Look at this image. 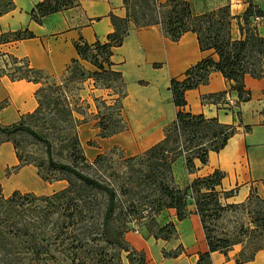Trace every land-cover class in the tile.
Wrapping results in <instances>:
<instances>
[{
	"label": "trees",
	"instance_id": "16d2710c",
	"mask_svg": "<svg viewBox=\"0 0 264 264\" xmlns=\"http://www.w3.org/2000/svg\"><path fill=\"white\" fill-rule=\"evenodd\" d=\"M123 2L126 18L109 16L113 32L104 42L76 41L74 48L78 58L70 62L60 77L54 78L27 65L24 76L10 75L12 80L35 84L39 83V78L44 81L35 92L36 109L15 124L0 125L5 142L13 145L18 161L15 169L31 165L43 182L65 181L67 186L50 196L37 197L15 191L5 197L0 185V264L46 263L55 259L52 248L62 257L59 264H120L122 255L129 264H145L143 253L132 249L124 240L128 224L142 220L153 223L156 215L168 209H174L177 220H183L188 198L194 201L209 248L208 253L199 255L197 264H207L213 252L226 256L237 245L241 250L235 263L244 264L264 248V199L252 193L241 204H223L222 199L232 196L233 192L219 189L223 179L220 171L192 180L185 189L175 184L172 172L175 160L183 156L186 170L192 173L194 159L205 165L209 152L218 153L235 135L234 126L183 112L181 108L186 105L185 92L207 84L211 72L220 73L230 84V90L237 95V105L249 101L244 77L264 78V38L252 25L253 16H262L261 11L250 2L241 17L231 16L228 6L196 14L185 0H167L163 5L157 0ZM134 2L140 4V10H135ZM77 3L78 0H43L34 5L30 17L41 24L44 17ZM14 9L12 0H0V16ZM234 19L238 20L240 32L237 40L230 34ZM128 22L136 27L159 25L172 42L191 32L196 36L199 49L212 50L217 61L203 59L187 69L182 79L170 81L169 91L177 112L175 119L165 127L163 139L136 156H119L120 169L108 172L113 153L99 154L90 163L79 142L77 128L88 122L87 117L93 113H89V104L78 93L88 80L93 81L95 88L113 90L114 99H93L98 136L108 138L125 129L121 114L122 75L115 69L111 57L127 35ZM33 37L27 30L16 31L2 34L0 44ZM82 62L91 65L94 71L86 70ZM19 70L16 68L15 72ZM225 95H216L215 101L224 102ZM49 131L56 134L53 139L48 136ZM17 135L27 136L34 147L43 151L44 159L37 162L21 155L18 143L12 141ZM53 140L62 145L61 159L54 158ZM234 209L247 211L248 225L240 224L222 237L213 235L211 222ZM156 230L155 239L169 240L175 236L173 223ZM243 238L247 239L244 246Z\"/></svg>",
	"mask_w": 264,
	"mask_h": 264
},
{
	"label": "crops",
	"instance_id": "0c3cea01",
	"mask_svg": "<svg viewBox=\"0 0 264 264\" xmlns=\"http://www.w3.org/2000/svg\"><path fill=\"white\" fill-rule=\"evenodd\" d=\"M15 9L0 16V36L2 34L27 30L33 38L17 42L0 44V70L7 63L4 56L25 62L34 70L58 78L77 54L74 43L82 39L88 44L104 42L113 32L109 16L125 19L127 11L123 0H78L77 5L61 12L50 14L35 23L30 11L43 0H12ZM167 0H157L159 5ZM196 14H203L228 6L231 16H242L248 2L261 11L263 17L255 23L258 34L264 38V0H185ZM231 38H240L238 20L231 22ZM3 55V57H2ZM217 61L212 50L201 51L195 34L187 32L177 42L170 41L159 25L136 27L128 22L127 35L121 46L113 51L111 61L122 75L124 96L121 99V114L125 129L108 138H100L96 125L88 122L79 126V142L93 140L97 153L108 148L119 147L124 156H136L164 137V129L174 119L177 109L172 103L169 83L172 79H182L187 69L203 59ZM86 70L94 71L88 63L82 62ZM244 89L250 99L237 105V95L230 90V84L218 72H211L208 82L197 89L184 94L186 105L183 112L203 115L206 119H216L219 123L234 126L236 133L218 153L209 152L207 163L201 165L193 160L195 169L189 173L184 167V175L177 177L174 164L183 158H177L172 166L175 184L188 188L192 180L205 177L214 171L223 174L219 189L232 191V196L222 199L223 204H241L254 193L264 199V78L254 79L246 75ZM90 87L91 92L106 93L107 90L95 88L88 80L79 91L81 99L89 106V113H95L93 99H105L81 94ZM38 84L26 80H12L0 72V125L9 126L19 122L23 115L32 113L36 107L35 92ZM226 93L236 107H227L222 101H215V96ZM224 101V100H223ZM82 147V145H81ZM11 146H0V169L5 166H17L18 161L11 152ZM7 153V158L4 155ZM97 155V156H98ZM184 166V165H183ZM32 166L19 169L16 180L27 176L34 179ZM37 175V173H36ZM27 185L12 183L15 191L27 189ZM186 217L177 220L174 209L163 210L154 217L153 227L167 223L175 226V236L169 240L155 239V232L145 226L127 232L124 240L137 252L144 255L145 264H197L199 255L208 253L199 215L192 198L186 202ZM239 246H234L226 256L219 252L209 255L207 264H236ZM163 252L169 253L165 256ZM172 254H176L173 256ZM171 255V256H170ZM120 264H129L124 258ZM244 264H264V248L258 251L254 259Z\"/></svg>",
	"mask_w": 264,
	"mask_h": 264
},
{
	"label": "rangeland",
	"instance_id": "374dc122",
	"mask_svg": "<svg viewBox=\"0 0 264 264\" xmlns=\"http://www.w3.org/2000/svg\"><path fill=\"white\" fill-rule=\"evenodd\" d=\"M135 10H140L138 3H135ZM260 19L262 20V16H259ZM252 25L255 27V23H252ZM256 28V27H255ZM4 69L0 70V72L2 74H6L7 76L10 77L13 76L14 78H18V77H22L24 76L26 70H25V62H22L21 65L19 66H15V65H9L6 63L4 64ZM24 65V66H23ZM16 68H19L20 70L15 72ZM52 81V80H50ZM42 83H44V81L42 79L39 78V83H38V88H40L42 85ZM108 97L106 96V93H101L99 91H93L91 92L90 87L86 88L83 92H81L82 96L84 98H86L88 96L89 100L91 101L92 98L91 96L97 97L99 98L100 96H103L106 100H111L116 98V95H114V91L113 90H107ZM80 93V92H79ZM78 93V94H79ZM95 99V98H94ZM95 113H93V115L88 116V123L89 125H96L97 123V119L96 117H94ZM25 116V115H23ZM81 119V117H79ZM39 127H47V126H41V124H37ZM81 126V125H80ZM52 131L47 132L48 136L51 137L53 139L54 136H56V134H51ZM70 133V132H69ZM72 133V131H71ZM77 133H78V139H79V127L77 128ZM15 141L16 143H18V151L21 155L25 156H29L30 158H32L35 161H40L44 159V153L42 150L34 147L31 144V140L24 135H17L15 137H12V141ZM53 155L55 159H61L62 156H60L61 154L64 155V151L61 148V144L58 143L57 140H53ZM81 142V141H80ZM4 143H8L11 146V153L13 155H15V151L13 149V145L10 142H5V137L3 135L0 134V146ZM82 145V149L84 152V155L86 157V159L88 160V162H93V160L97 157L98 153H97V145L95 144V142H93V140H89V141H82L81 143ZM112 152L113 154L111 155L112 158V163H111V168L108 169V172H111L113 169L119 168V161L118 158L119 156H124V153L122 152V150L119 147H114V148H108L105 151L99 153V154H106ZM141 154V153H140ZM16 156V155H15ZM125 158H127L126 156H124ZM183 158V165L182 162H180V160L176 161V163L174 164V169L176 172L177 177L184 175V167H185V159L183 156H180ZM178 157V158H180ZM7 158V153H5L4 155V159ZM31 166V165H29ZM16 166H8L5 165L0 169V185L2 186V190H3V195L5 197L10 196L13 192H14V188L12 187V183L19 182L21 183L23 186L27 185V189H24L23 191H20L21 194H32L35 195L37 197L39 196H50L55 192H58L62 189H64L67 186V183L65 181H59V182H52V183H46L43 182L37 175H36V169L33 167L32 171L34 173L32 178H29L28 176L22 180H16L15 177L19 174V169H15ZM108 167V166H107ZM186 169V168H185ZM19 192V191H18ZM248 215H247V211L244 209H234L233 211H228L225 212L221 215V218L217 221H213L211 222V227L214 229V234L218 237H222L224 234H229L232 233L235 229L238 228V226L240 224H244V225H248ZM147 227L149 229V231L151 232H156L157 230L153 227V223L149 220H142V221H137L134 222L132 221L131 223L128 224V228L129 231L128 232H135L138 231L139 229L142 228L141 231H143L145 233V229L143 230L144 227ZM243 246L247 243V239L243 238ZM239 250H241V246H239ZM51 253L53 255V257L55 259L53 260H48L46 263H41V264H59L62 257L59 254V252L52 248L51 249ZM166 253L169 255V253L167 252H163V254ZM124 259V255H122V261ZM26 264H29L28 262H26Z\"/></svg>",
	"mask_w": 264,
	"mask_h": 264
},
{
	"label": "built area",
	"instance_id": "2783aa9c",
	"mask_svg": "<svg viewBox=\"0 0 264 264\" xmlns=\"http://www.w3.org/2000/svg\"><path fill=\"white\" fill-rule=\"evenodd\" d=\"M261 21V19H260V17L259 16H253V18H252V22L253 23H257V22H260ZM2 57H3V55H2ZM4 58H6V60H7V64L9 65V63H10V65H15V66H19V65H21V61H17V60H15V59H10L9 57H6V56H4ZM9 65V66H10ZM224 105H226L227 107H236V105H235V103H233L232 102V100L231 99H229V97H228V95L226 94L225 95V97H224V103H223Z\"/></svg>",
	"mask_w": 264,
	"mask_h": 264
}]
</instances>
